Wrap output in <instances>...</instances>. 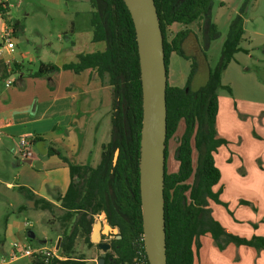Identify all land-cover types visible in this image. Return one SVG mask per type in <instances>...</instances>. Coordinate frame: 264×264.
Returning <instances> with one entry per match:
<instances>
[{
  "label": "trees",
  "instance_id": "obj_1",
  "mask_svg": "<svg viewBox=\"0 0 264 264\" xmlns=\"http://www.w3.org/2000/svg\"><path fill=\"white\" fill-rule=\"evenodd\" d=\"M88 1L91 7V42H102L104 48L79 54L77 61L61 66L40 62L35 70L27 69V74L30 77H41L60 70L79 73L87 68H94L99 74L106 73L111 87L109 140L102 145L100 158L95 166L74 164L56 149H48L47 154L57 155L67 164L69 170L68 187L63 194L57 196L58 208L61 210L58 218L62 228V233L59 234L60 256L36 257L31 260L32 264H84V259L70 258L67 253L79 232L83 234L85 242H91L94 218L100 213L105 214L110 226L118 228L111 243L115 257L104 256L102 264L132 263L137 256V250L141 249L144 253L139 194L142 92L134 25L123 0ZM153 1L163 36L164 62L168 73L169 55L176 53L188 58L184 55L181 44L187 35L193 34L184 29L169 38L166 34L168 26L203 21L204 47L211 38L218 35V31L209 17L211 0ZM10 23L13 33L21 29L18 21ZM243 33L242 20L238 15L229 24L219 64L211 69L205 63L207 79L197 90L190 88L196 69L194 61L191 62L183 87L172 86L168 82L166 85L165 160L168 140L175 134L179 122H184L183 131L173 152V157L178 162L177 169L168 173L166 166L164 167L167 264H193L195 252L201 246L200 237L205 235H209L220 250L229 244L264 249L263 236L245 238L228 232L214 218L210 207V202L226 206L220 200V189H213L221 176L215 164L214 153L219 146L226 144V140L216 134V90L221 87V71L239 51L238 44ZM194 38L198 43L195 35ZM12 64L13 69H21L19 64ZM38 140L37 137L33 138L32 144ZM29 198L44 210L52 211L55 206L33 194ZM240 203L248 202L241 200Z\"/></svg>",
  "mask_w": 264,
  "mask_h": 264
},
{
  "label": "rangeland",
  "instance_id": "obj_2",
  "mask_svg": "<svg viewBox=\"0 0 264 264\" xmlns=\"http://www.w3.org/2000/svg\"><path fill=\"white\" fill-rule=\"evenodd\" d=\"M59 1L60 5H57L54 0H6V8L1 15L8 21L7 23L14 21V18H16L23 30L21 37L18 38L14 45L16 51L25 52L28 49V51L30 50L33 54H36L45 38L50 37L52 41H56V37L59 35L58 30H61L66 21L61 16L52 13L51 10L48 11V9L78 10L80 11V16L77 19V23L82 25L85 23L84 14L90 9L88 0ZM238 15L241 17L244 33L238 44L239 51L234 54L227 67L221 71V83L224 82L226 84L225 86L221 85L222 87L216 90L219 96L216 118L217 131L224 132L223 134L226 136L236 135L239 138H246V127L248 125L253 126L251 128L252 135L259 141L254 151L246 153L247 159H251L252 156L257 154L258 156L253 162L263 170L264 0H211L209 17L210 21L216 26L218 35L211 38L207 46L204 47L203 21L197 20L188 24L186 29L190 30L198 38V43L194 35L193 37L187 35L182 41L181 49L188 58L181 57L176 53L169 55L167 69L170 84L169 81L168 84L171 85V82L174 81L176 84L184 86L190 71V63L194 61L196 69L190 81V88L191 90H197L204 85L207 79L206 64L211 69H214L219 64L221 48L227 38L229 24ZM178 27L179 23H174L167 27L166 34L169 38L174 35ZM1 43L3 44V40L0 39ZM229 87L230 91L228 90ZM236 119H239V122ZM247 120H249L250 124H244ZM183 128L184 122L181 120L175 134L168 140L165 160L168 173L177 169L178 162L174 159L173 152ZM95 149L93 150L94 154ZM221 155L222 153L217 157V164L222 176L226 166L220 159ZM14 156L16 157H13L10 153H2L0 156V255H6L10 244L14 241L28 242L35 247L43 246L48 249H55L53 246L55 236L62 233L61 222L58 218L61 215V210L58 208L59 205H55L52 211L44 210L40 205H36L33 199L25 195V198L28 199L26 203L24 195L16 187L14 189L6 187L5 182L14 181L13 175L6 168H9L11 163L18 160V157H21L19 148L18 155L16 151ZM193 159L195 161V151H193ZM243 160L240 167L235 168V170H238V173H241L243 177L248 175L246 180L242 181L241 186H239L231 177L228 181L224 180V173L223 181L220 176V184L224 183L226 189L222 194V198L220 196V200L224 201L223 203L226 206L210 202V207L214 218L220 224L223 223L224 217L228 222L231 221L234 226L231 233L250 236L252 234L250 229L256 228L260 224L264 228V191H255L248 185V181L255 179L252 173L248 174L254 164L249 163L248 160ZM91 163L92 161L89 160L88 164ZM250 178L251 180H249ZM240 198H248L249 201L238 205L240 202L237 199ZM26 222L27 224L25 225ZM70 224L71 221L69 222ZM96 226L98 227V232L95 235L93 230ZM104 226L108 228L107 231H104ZM28 230H32L35 233L33 239H28L26 235ZM117 233L118 228L110 226L105 214L100 213L94 218L91 242H85L83 234L79 232L67 256L70 258H82L84 259V264H99L102 254L115 257L111 249V243ZM92 236L94 239H92ZM48 237L52 238L50 240L51 243H44L43 241ZM98 243H108L110 248L103 251L98 247ZM55 251L56 255L60 256L59 249H55ZM198 251L201 264H264V249L257 250L253 247L249 248L233 244L220 250L211 238L210 243L204 242L201 244L200 248L195 252V257H198ZM32 259L35 258H21L3 264H32Z\"/></svg>",
  "mask_w": 264,
  "mask_h": 264
},
{
  "label": "crops",
  "instance_id": "obj_3",
  "mask_svg": "<svg viewBox=\"0 0 264 264\" xmlns=\"http://www.w3.org/2000/svg\"><path fill=\"white\" fill-rule=\"evenodd\" d=\"M54 1L57 5L60 3L59 0ZM50 10L66 21L61 30H58L59 35L56 37V41H52L50 37L45 38L36 54L28 49L25 52H18L15 49L9 52L2 48V43L0 44V156L2 153H10L16 157L14 155L16 151L18 155V139L20 137H37L39 140L32 145V157L26 159L18 157V160L6 168L14 177L13 182H5L6 187L11 189L16 187L24 195L26 203L28 199L25 197L33 194L54 205H59L57 196L63 194L68 187L69 170L62 159L57 155H48L47 151L51 147L74 164L95 166L99 161L102 145L109 140L111 87L108 75L106 73L99 74L94 68H87L79 73L60 70L41 77L28 76L27 69L35 70L40 62L61 66L77 61L79 54L104 48L102 42L101 44L100 42H91V7L84 14L85 23L83 25L77 23L80 16L78 10L48 9V11ZM14 21L17 19L14 18ZM7 22L4 18L0 21V37L2 29L5 26H11V23ZM187 25L179 23L176 32L186 29ZM22 33V29L12 32L14 45ZM189 35L193 37V34ZM12 63L19 64L21 69H13ZM7 81H11V83L6 85ZM168 81L170 84L169 73L167 74ZM225 84L221 83L222 86ZM171 85L183 86L174 81L171 82ZM217 97L219 101V96L217 95ZM227 104L229 103L227 102ZM236 121L239 122V119ZM244 124H250L249 120ZM215 127L217 137L226 140V144L219 146L214 153L216 166L218 167L217 157L220 153H222L220 159L226 166L224 168L225 178L224 173L223 177L221 176L222 181L223 178L228 181L231 177L241 186V182L245 181L248 175L243 177L235 168L240 167L245 159L254 164L248 174L252 173L255 179L251 180L250 178L251 181H248V185L255 191H264V169L262 170L253 162L258 155L255 154L251 159H247L246 154L254 151L259 141L252 135L251 128L253 126L246 127V138L238 136L237 138L236 135L226 136L223 134L224 132H218L216 122ZM89 160L92 161L91 164H88ZM220 181L221 179L213 189L215 191L220 189L222 198L226 186L224 183L220 184ZM239 200L249 201L248 198L237 199L238 202H240ZM221 225L230 233L234 227L231 221L225 220V217ZM262 226L260 224L256 227L257 229H250L252 233L250 236L239 235L250 238L259 234L258 236L264 237ZM58 237L60 236H55L54 247ZM210 238L209 235L200 237L201 244L210 243ZM50 240L52 238L48 237L44 243H51ZM193 264H201L199 251L198 257L194 256Z\"/></svg>",
  "mask_w": 264,
  "mask_h": 264
},
{
  "label": "water",
  "instance_id": "obj_4",
  "mask_svg": "<svg viewBox=\"0 0 264 264\" xmlns=\"http://www.w3.org/2000/svg\"><path fill=\"white\" fill-rule=\"evenodd\" d=\"M123 2L134 25L140 68L142 124L139 194L144 251L148 264H167L163 197L167 73L163 36L153 0H123ZM116 155L117 151L114 160ZM26 235L28 239L35 237L32 230H28ZM60 238L57 239L55 249H59ZM98 247L106 251L110 245L98 243ZM103 262L104 254L101 255L99 264Z\"/></svg>",
  "mask_w": 264,
  "mask_h": 264
},
{
  "label": "built area",
  "instance_id": "obj_5",
  "mask_svg": "<svg viewBox=\"0 0 264 264\" xmlns=\"http://www.w3.org/2000/svg\"><path fill=\"white\" fill-rule=\"evenodd\" d=\"M6 8L5 0H0V21L3 19L1 13ZM2 9V10H1ZM1 40H3V46L5 50L12 52L14 50V43L12 37V29L11 26H5L2 29L1 33ZM1 52V51H0ZM8 63V61H7ZM11 81H7L6 85H9ZM32 139L33 137H20L18 139L19 145V154L22 158H31L32 157ZM99 215V214H98ZM27 222L25 223V225ZM144 248V246H143ZM57 250V249H56ZM55 249H48L47 247L38 246L35 247L28 242H17L14 241L10 244L9 250L6 255H0V264L13 262L21 258H36V257H58L55 253ZM136 258L132 263H125V264H148L147 258L141 249L137 250Z\"/></svg>",
  "mask_w": 264,
  "mask_h": 264
},
{
  "label": "bare ground",
  "instance_id": "obj_6",
  "mask_svg": "<svg viewBox=\"0 0 264 264\" xmlns=\"http://www.w3.org/2000/svg\"><path fill=\"white\" fill-rule=\"evenodd\" d=\"M107 230H108V228H107L106 226H104V231H107ZM97 232H98V227L96 226V227L94 228V230H93V233L96 235Z\"/></svg>",
  "mask_w": 264,
  "mask_h": 264
}]
</instances>
